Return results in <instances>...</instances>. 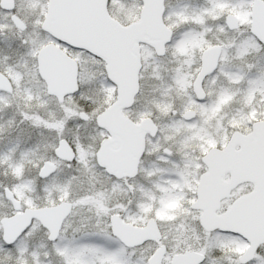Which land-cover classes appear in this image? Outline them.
I'll return each instance as SVG.
<instances>
[{
    "label": "snow or ice",
    "instance_id": "obj_1",
    "mask_svg": "<svg viewBox=\"0 0 264 264\" xmlns=\"http://www.w3.org/2000/svg\"><path fill=\"white\" fill-rule=\"evenodd\" d=\"M0 264H264V0H0Z\"/></svg>",
    "mask_w": 264,
    "mask_h": 264
}]
</instances>
